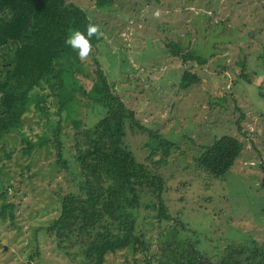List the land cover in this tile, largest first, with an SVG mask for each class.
Masks as SVG:
<instances>
[{
  "label": "rangeland",
  "instance_id": "rangeland-1",
  "mask_svg": "<svg viewBox=\"0 0 264 264\" xmlns=\"http://www.w3.org/2000/svg\"><path fill=\"white\" fill-rule=\"evenodd\" d=\"M69 3L87 11L104 35L99 52L92 51L82 61L85 74L78 75L80 85L87 92L92 89L98 61L140 124L177 144L168 164L159 167L167 183L164 199L182 214L195 238L198 234L203 239L198 249L217 260L230 244L250 239L263 244L264 0H112L105 9L97 6V0ZM173 44L183 49L176 57L167 49ZM189 52L210 60L205 66L184 65L182 56ZM188 69L201 83L184 91L181 79ZM241 73L251 83L240 79ZM79 95L77 112L82 101L88 100ZM81 116L93 126L104 110L92 106ZM241 118L243 134L237 125ZM25 123L34 125L33 120ZM223 136L238 138L244 150L226 180L216 181L197 171L194 161ZM6 141L9 147L20 145V138ZM129 142L137 157L146 161L149 143L152 146L149 136L129 133ZM0 158L6 165V186L15 187L8 190L10 200L17 205L16 225L0 226V264H27L29 257L24 255L37 247L44 254L34 264H81L77 251L73 258L64 256L44 231L53 219L45 213L50 195L45 192L59 191L55 185L47 186L46 177L52 174L44 151L37 150L26 159L33 163L31 173L20 167L25 161L8 162L1 151ZM20 171L32 177L26 180L25 190ZM148 215L143 211L139 219V234L147 235L153 249H159L164 241L159 240V231L144 223ZM167 228L162 229L163 235ZM106 264L137 263L125 251L111 255Z\"/></svg>",
  "mask_w": 264,
  "mask_h": 264
},
{
  "label": "trees",
  "instance_id": "trees-1",
  "mask_svg": "<svg viewBox=\"0 0 264 264\" xmlns=\"http://www.w3.org/2000/svg\"><path fill=\"white\" fill-rule=\"evenodd\" d=\"M111 4L112 0H97L100 9ZM89 23L95 24L89 13L69 0H0V151L8 162L25 161L20 167L29 173L34 167L26 159L37 150L50 160L47 186L55 185L59 191H44L50 193L45 213L53 217L43 229L47 238L66 257H75L77 251L81 264H106L111 255L125 251L137 264H264V243L252 239L228 245L217 260L198 249L203 239L198 234L195 238L182 214L164 199L167 183L159 167L168 164L177 144L140 124L98 61L92 89L87 92L79 83L84 64L65 41L73 30L86 35ZM103 41L104 35L93 36L92 51L99 52ZM167 49L173 57L183 52L177 44ZM182 60L184 65L205 66L210 59L189 52ZM241 78L251 83L242 73ZM199 83V76L188 69L181 89ZM79 94L88 100L77 112ZM92 106H100L104 116L90 126L81 113ZM26 119L34 125L27 126ZM242 123L241 118L240 134ZM137 131L148 135L152 144L146 161L130 146L129 133ZM9 137L20 138V145L9 147ZM243 150L241 140L223 136L205 147L194 163L197 171L225 181ZM3 161L0 158V226L8 222L15 226L17 205L8 193L15 187L6 186ZM20 178L25 190L32 177L22 171ZM18 192L26 196L22 189ZM143 211L149 214L144 223L159 231V240L164 241L159 249H153L147 235L139 234ZM164 226H168L165 235ZM43 254L37 247L24 256L29 257L27 264H34L42 261Z\"/></svg>",
  "mask_w": 264,
  "mask_h": 264
},
{
  "label": "clouds",
  "instance_id": "clouds-1",
  "mask_svg": "<svg viewBox=\"0 0 264 264\" xmlns=\"http://www.w3.org/2000/svg\"><path fill=\"white\" fill-rule=\"evenodd\" d=\"M102 35L103 33L98 25L89 23L86 27V35L79 30H73L65 43L72 49L77 50L81 61H86L92 53L91 38L95 36L99 39Z\"/></svg>",
  "mask_w": 264,
  "mask_h": 264
}]
</instances>
